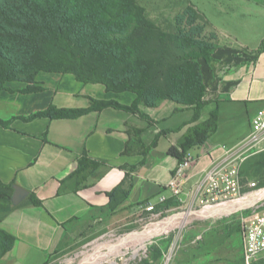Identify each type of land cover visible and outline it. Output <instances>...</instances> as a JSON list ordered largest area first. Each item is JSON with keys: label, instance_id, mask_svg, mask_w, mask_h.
I'll list each match as a JSON object with an SVG mask.
<instances>
[{"label": "crops", "instance_id": "0c3cea01", "mask_svg": "<svg viewBox=\"0 0 264 264\" xmlns=\"http://www.w3.org/2000/svg\"><path fill=\"white\" fill-rule=\"evenodd\" d=\"M190 5L208 22L206 32H214L215 44L210 62L200 61L206 104L198 119L194 105L163 100L156 107L140 104V113L109 107L76 118L25 121L22 117L50 107L85 109L89 99L131 106L138 97L81 83L72 74L39 73L36 81L43 90L35 93L20 92L27 87L23 82L6 84L0 119L9 125L0 126V180L29 196L0 215V231L15 239L2 254L0 235V264H54L57 253L74 240L108 231L143 213L148 203H190L210 170L247 153L243 146L252 119L264 107V9H200L193 0ZM215 111L218 129L188 152L175 195L171 183L181 163L169 149L180 147ZM83 152L100 166L79 173Z\"/></svg>", "mask_w": 264, "mask_h": 264}, {"label": "trees", "instance_id": "16d2710c", "mask_svg": "<svg viewBox=\"0 0 264 264\" xmlns=\"http://www.w3.org/2000/svg\"><path fill=\"white\" fill-rule=\"evenodd\" d=\"M138 0H101L89 7L69 9L68 3L55 8L46 6L40 0H0V93L6 89L9 82H23L27 87L20 92H41L36 78L39 73L72 74L84 84H101L108 91L115 93L132 92L137 95V101L131 106L121 105L115 101H96L89 99L90 105L85 109H49L22 117L25 121L36 118H76L91 111H99L109 107L125 112L140 113L139 106L156 107L163 100L178 104L194 105L196 116L206 104L203 100L206 87L203 83L201 67L192 64L186 69H178L185 82L179 97L176 91V81L181 78L176 70L168 68L167 93H156L150 85L156 74V64L150 58H145L137 48L140 43L160 39V46L171 38L154 21L148 19L145 10L138 5ZM187 15L193 14L191 24L194 25L201 17L195 10H185ZM206 27V26H205ZM206 30V29H205ZM196 48L188 52L183 60L210 62L211 52L215 44L210 38L199 37L194 42ZM9 45V46H8ZM159 62L163 58L158 59ZM110 62L120 64V74H113L104 69ZM161 65V64H160ZM172 86V88H169ZM145 120L147 116L141 115ZM150 121V120H149ZM218 113L215 111L210 118L198 124L185 138L180 147H171L169 154L176 157L180 163L185 160L188 152L195 146L206 143L217 131ZM9 122L0 119V126H8ZM155 142L150 146L154 147ZM150 147H145V151ZM131 152L127 145L124 153ZM100 164L89 158L83 152L79 160V170L97 168ZM13 194L12 185L0 180V202L5 205L4 213L13 209L10 197ZM31 202L41 206L34 196ZM173 200L166 203L170 205ZM160 207V206H158ZM3 237L2 254L8 252L15 239L0 231Z\"/></svg>", "mask_w": 264, "mask_h": 264}, {"label": "rangeland", "instance_id": "374dc122", "mask_svg": "<svg viewBox=\"0 0 264 264\" xmlns=\"http://www.w3.org/2000/svg\"><path fill=\"white\" fill-rule=\"evenodd\" d=\"M40 1L46 6L51 5L55 8L59 5L65 7L68 3L69 9H78L89 7L90 3L97 5L101 0ZM193 1L200 9H264V3L255 0H233L231 4L226 3L225 0ZM137 2L145 10L146 17L171 36L165 43L164 49L161 48L160 39L157 37L137 46L145 58L152 59L156 64L154 81L148 91H151L152 87L154 92L165 94L168 89L167 83H170L167 79L169 71L167 69L171 68L178 72V69H186L188 66H193L192 64L200 67L201 60L187 61L183 60L184 56L196 48L193 44L196 39L203 36L211 38L214 32L208 29L206 32L208 22L190 5V0H138ZM227 5L229 7H226ZM190 8L201 17L194 25L191 24L193 14L187 15L185 12ZM159 58L163 60L159 62ZM104 69L113 74H120L118 63L110 62ZM177 75L181 78L179 72ZM176 85L178 87L174 94L179 97L185 86L183 78L176 81ZM233 165L239 168L240 190L236 195L233 192L226 196L219 195L220 189L208 191L209 187L203 183L195 190L190 203L184 204L176 200L170 205L163 204L156 207L154 214L146 211L137 213L108 231L97 232L83 240H74L65 250L57 253L54 264H78L85 257L84 254L91 253L98 245L114 246L125 239H137L141 234H148V238L123 247V254L115 256L113 261L117 264H245L241 237L242 221L254 213H264V194L244 207L220 206L264 190V152L255 155L247 152L235 159ZM215 206L220 207V210L213 217L194 218L185 226L182 224L175 228L172 226L173 217ZM4 209L5 205L0 202V215L4 213ZM228 209L231 211H227ZM102 251L108 253L110 250L104 248ZM252 264H264V260Z\"/></svg>", "mask_w": 264, "mask_h": 264}, {"label": "built area", "instance_id": "2783aa9c", "mask_svg": "<svg viewBox=\"0 0 264 264\" xmlns=\"http://www.w3.org/2000/svg\"><path fill=\"white\" fill-rule=\"evenodd\" d=\"M251 124L252 133L243 148L251 152V155H255L264 152V107L256 113ZM234 161L235 159H227L209 171L204 181L206 187L210 189L208 191L220 189L219 195L224 196L232 192L236 195L239 192V168L233 165ZM187 166L188 162L184 160L175 171L171 183L175 195L180 194V184ZM145 211L154 214L156 206L148 203L145 205ZM241 237L245 264L264 260V213L257 212L243 219Z\"/></svg>", "mask_w": 264, "mask_h": 264}, {"label": "bare ground", "instance_id": "6f19581e", "mask_svg": "<svg viewBox=\"0 0 264 264\" xmlns=\"http://www.w3.org/2000/svg\"><path fill=\"white\" fill-rule=\"evenodd\" d=\"M262 194H264V190L256 193L255 195L242 198L236 202L222 204L220 207L222 206L224 207V205H235L236 207L237 206L244 207V206L252 204L254 201L257 200V198L262 197ZM220 207L215 206L211 209H203L198 212H191V213H186L183 216L173 217V220L171 221V223L173 224L172 226L173 228L179 226V224L180 226L181 224L185 226L187 223H189L194 218L195 219L196 218L197 219H207V218L213 217L215 216L217 211L220 210ZM227 211H231V209H228ZM146 238H148V234L147 235L141 234L140 236L137 237V239L136 238L135 239H125L124 241L116 243L114 246L104 247V246L98 245L93 249L91 253L84 254L85 257H83V260H81L78 264H117L115 261H113V258L119 254H123V251H122L123 247H127L133 243L137 244L143 239L145 240ZM104 248H109L110 251L108 253H103L102 250ZM99 251H102V252H99Z\"/></svg>", "mask_w": 264, "mask_h": 264}, {"label": "water", "instance_id": "95a60500", "mask_svg": "<svg viewBox=\"0 0 264 264\" xmlns=\"http://www.w3.org/2000/svg\"><path fill=\"white\" fill-rule=\"evenodd\" d=\"M12 188L13 194L10 197V201L12 206L17 207L29 196V192L16 185L12 186Z\"/></svg>", "mask_w": 264, "mask_h": 264}]
</instances>
